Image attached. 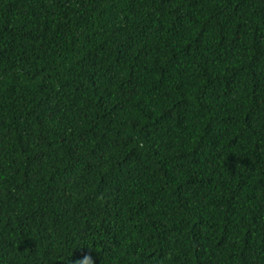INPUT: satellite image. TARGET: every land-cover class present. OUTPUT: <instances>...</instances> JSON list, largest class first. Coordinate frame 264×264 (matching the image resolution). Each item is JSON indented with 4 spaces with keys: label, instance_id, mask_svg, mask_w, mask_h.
<instances>
[{
    "label": "trees",
    "instance_id": "trees-1",
    "mask_svg": "<svg viewBox=\"0 0 264 264\" xmlns=\"http://www.w3.org/2000/svg\"><path fill=\"white\" fill-rule=\"evenodd\" d=\"M264 264V0H0V264Z\"/></svg>",
    "mask_w": 264,
    "mask_h": 264
},
{
    "label": "clouds",
    "instance_id": "clouds-1",
    "mask_svg": "<svg viewBox=\"0 0 264 264\" xmlns=\"http://www.w3.org/2000/svg\"><path fill=\"white\" fill-rule=\"evenodd\" d=\"M76 264H93L92 259L85 255L82 259L77 260Z\"/></svg>",
    "mask_w": 264,
    "mask_h": 264
}]
</instances>
